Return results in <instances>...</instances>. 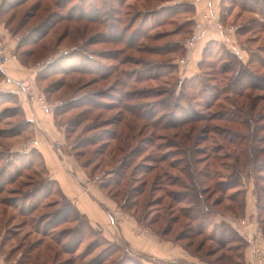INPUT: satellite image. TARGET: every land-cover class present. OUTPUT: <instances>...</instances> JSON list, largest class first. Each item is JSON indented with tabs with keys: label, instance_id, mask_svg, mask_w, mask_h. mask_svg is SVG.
Returning <instances> with one entry per match:
<instances>
[{
	"label": "rangeland",
	"instance_id": "374dc122",
	"mask_svg": "<svg viewBox=\"0 0 264 264\" xmlns=\"http://www.w3.org/2000/svg\"><path fill=\"white\" fill-rule=\"evenodd\" d=\"M59 1L63 3L62 8L57 6V2ZM181 1L0 0V6L3 5L0 10V28L4 27L8 32L7 34L11 35L8 43L11 44L12 47L14 45L13 48H15V46L17 47L19 40L22 39L28 31L33 30V28L37 29L40 26V30H43L47 28L48 25L53 24L49 33L43 37L37 45L31 44L39 36L41 31L30 35L28 41L31 42V44L28 47H22L19 51L15 48L12 50V54L17 57L20 63L28 65L26 67L30 68L32 74L35 76L45 69L47 70L46 72L50 74L54 73L53 77L46 80L38 81L36 78L35 80H29L34 85L36 93L44 97L50 107L51 113H54H52L54 115V123L59 130L64 133L65 131L67 132L70 129L68 125L72 118L83 113L85 115L88 111V114L85 115L82 120L84 122L78 132L72 134V137H69L70 139L61 147L62 149L60 151L56 149L60 155H63L65 160L66 157H71L75 154L74 146L79 142L78 135L81 130L88 128V130L86 129L85 133L81 135V139H87L93 136L99 138L104 130L112 128L107 125L119 111L103 110L104 107L108 108L107 106H103L104 104L112 106V104L115 103L116 106H118L117 103L119 102L118 104L120 107L124 105L129 106L131 109L137 106L138 113L141 114L138 117L134 118L129 112H125L123 115L128 120L131 119L135 122V127L137 128L133 134L138 136L140 130H143V133L138 136L139 141L148 140L150 145L164 144L166 140L174 137L177 132L172 129L166 130L161 127L154 129L152 127L151 123L162 116L164 119L162 120V125H164L168 120L174 121L173 118L175 121H179L181 117H184V113H188V117L195 115L194 112L206 116L215 113L220 107L224 110L236 111V109L232 107V103H237L239 106L244 107L251 105V100L240 98L236 95V91L248 90L250 84L253 83L255 79H262V77H264V67L261 66L260 63V61L264 59V0H223L221 4L222 8L219 10L220 14L223 15V17L221 16V20L223 24L227 26H235L237 28L236 32L227 37L220 35L221 38L216 39L214 34H218V32L214 33L215 31L212 30L205 35L191 51L186 49L185 51L183 46L184 42L190 37L197 20H195L193 24V22L190 21L191 15L182 12L185 8L177 9L171 15L165 13L160 16H151L148 19L145 18L143 26L140 27V21L148 11L158 10L162 4L170 5ZM182 2L186 4L187 9H191L190 5L187 4L188 0H183ZM244 6L254 8L255 13L245 11ZM110 7L115 8V12L112 14H110L111 10L109 11ZM47 8L48 10H46ZM70 15L74 18H82V20L79 22L67 21ZM62 18H66V21H61ZM92 18L97 20V22H91L90 19ZM114 21L120 23V27L118 26L120 30L124 28L129 29L124 37L120 32L112 29V26H116ZM257 22H259V24H257ZM135 30H141L140 32H142V34L139 36L137 34L135 36ZM2 34L4 33L0 32V40L5 44L6 48L10 49L11 46L6 42L5 35ZM100 34L109 36L110 40L119 41L106 45L99 41H93L95 43L92 44V38L100 40ZM143 35L147 38H143ZM203 43L205 45L200 48L199 62L197 66H195L192 75L188 76L187 72L190 54ZM80 45L85 51L83 53L79 51V58L84 60L79 61V59L73 55L78 60L77 63L62 62V64H59H64L63 68L66 69H63V71H68H65L68 75H62V73L65 72H62V69H55V63L62 55L66 56L65 54H67V56H70L75 47ZM159 48L164 49L163 53L159 55L150 53L152 49L157 50ZM29 49L34 50L33 56H27V58L26 56H20L22 52ZM103 51L108 52L111 59H101L99 56L103 55ZM91 52L95 53L91 54ZM87 56H94L98 62L103 63V66L109 67L110 69L114 68L113 71L115 75L110 79L102 80L96 77L95 74H90L89 71H91V68L94 69L97 68V66L94 61L95 59L93 60L94 62L91 61L90 64L85 63L87 61ZM115 57L116 59H114ZM181 59H187L186 64L181 65L179 62ZM140 61L165 62L167 67L160 66V63L159 65L140 67L138 66ZM79 62L83 64L82 66H84L88 73H71L76 70V67H79ZM168 63H173L172 65H174V67H171L172 65ZM101 74H103V71ZM125 74H129V76L126 77ZM117 77L120 78L119 86L117 85L118 83H115ZM150 77L153 79L150 80ZM141 78H146L144 79L146 81L144 83L140 82ZM194 78H197V80L193 81ZM57 81H61V85L58 87L60 88L59 91H55L56 88L54 87L53 90L51 88L50 93L47 94L45 91L48 90L47 87ZM14 82L18 84V80ZM6 83V79L0 74V94H2L3 91L6 92ZM209 88H216L213 92H217L219 95L217 97H221L218 103L211 109L204 106V104L207 103L206 91L211 90ZM182 93L188 97L185 96L182 98L181 101H179V107H175L174 104L178 100L177 97ZM251 93L252 92L249 94ZM103 94H108V96L104 98L103 96L106 95ZM110 94H113L115 97H111ZM252 94L257 96L263 93L254 91ZM79 96L82 97V100L74 104L75 106L78 105V107L66 112L69 107L68 102L72 98L75 99ZM114 98L115 101L113 102L112 99ZM189 100L192 101L190 106L188 105V102H190ZM60 102H62L63 105H60ZM258 105L259 109H262L264 102L259 100ZM10 108H14L13 102L10 103L0 97V132L3 133H0V177L2 176V179H0V187L5 189V193H3L0 198H9L17 204L16 209H9L13 214H18L19 209L22 210L27 208L31 203L39 204L40 209H38L34 215L36 216L40 213L52 214V225L47 227L50 231L61 232L62 230L74 229L76 235H73L74 237L69 236L63 243L69 244L68 248L73 250V244L71 242L75 239L74 245H77L76 240L79 238V230H84L85 224L82 219L72 223L60 221L69 214V208H65V210L62 209V207L66 205V199L64 200L60 196L58 187L49 180L50 178L46 174L43 166V159H41L27 143V141H30L33 137L32 132L27 129L22 135L11 136V133H16L18 131L20 133L18 124L22 121V117L13 116V112ZM5 110L8 111L5 114L2 113L5 112ZM95 123L97 124L95 127L90 126ZM218 124L219 122H215L214 120L196 123L193 126V129L196 131L194 134H196L200 128L216 126ZM262 124H264V122H262ZM90 129H93V131ZM6 131L8 132L6 133ZM208 137L209 141L201 144V148H203L202 157L209 154L204 160H207V163H211L212 172L218 175L217 181L220 182L221 180H225L226 174H228L222 165V162L225 161V157L222 156L227 155H224V153H212L214 145L216 148V144L212 141L215 139L221 142V140H219V136L214 133L208 134ZM103 139L106 140L105 138ZM104 140L94 139L93 142H96L94 145L87 146L83 151H79V154L82 156L80 158L81 163L87 168L88 175L90 173L94 176V184L103 187H105L107 183L110 184L116 180L114 173H112V169L118 166V160L122 159L124 156L120 154L118 160L108 159L111 161L108 165L105 161L102 163L100 156L97 157L95 152L102 147L101 145ZM110 144V148H113L118 145V142L115 141ZM166 152L167 150L164 148L161 151H156V154L160 155ZM143 154L144 156L148 154L155 155V153L151 152L149 147ZM214 158L221 159L215 164ZM106 159L107 158L104 160ZM213 163L216 167L213 166ZM9 178L15 180L14 184H7L10 180ZM142 178L144 180H142ZM148 178L149 177L146 178L143 175V172L139 173L136 176L135 182L132 184L135 187L139 186V188L142 187L146 189V193H148L152 186L151 181L147 183ZM252 182L251 178L246 175L244 176V194L238 197V202L244 199L245 190H247V186H251ZM238 189L241 190L242 187ZM159 190L160 188L151 189V196L147 200L148 206L146 208L151 216L148 220H143L145 224H148L151 218H158L159 224L154 225L151 229L157 234H161L167 223L163 205L160 202L164 193ZM106 192L108 193V191ZM232 192H234V190L230 191L229 194ZM67 206L69 207L68 204ZM2 208L4 207L2 206L1 209ZM61 210L64 211L60 212ZM137 210H141V206L129 210V214L124 209L118 207L115 213L108 215L110 220L109 223L112 226H116L118 218L123 216L122 212L126 213L128 216L133 215L136 218L144 219V216L141 213H137ZM59 221L62 222V224L58 225ZM13 224L14 223H11L4 227H0V260L3 261V264H16L23 251L20 245H18V241L17 243H2V238L6 231L15 230L16 227H14ZM183 224L184 220L181 219L180 224L174 227L171 235L173 238L183 230ZM39 225L40 230H43L45 225H43V223ZM218 226L219 225L213 220L204 238L195 235L192 239V253L201 256V259H204L206 263L211 261L214 262L217 256L222 253L219 252L215 257L208 258L206 256L208 254H214L219 250V246L215 241H209L210 235L213 232L212 230L216 232L215 239H218V235L220 234ZM143 227L144 226L139 225V228H137L135 232L137 236H142V234L147 232L153 233L148 230L149 228L145 229L147 227ZM158 229H162L160 230L161 232H159ZM28 231L30 230H24L21 235L28 233ZM115 234L117 235V232H115ZM100 237L101 236L98 234L90 235L77 250L75 249L76 251L74 250L75 252H72L74 255L72 253H63L60 260L78 258V256L83 254L88 245L97 241V238L101 242ZM39 238H42V236L34 235L32 237L33 240ZM47 241H49V238ZM102 243L103 242L99 243L98 249L95 250L93 254L88 255L82 260L79 258L75 264H86L92 260L99 251L108 247L106 244ZM187 243L188 241L186 240L182 241L183 245ZM201 244H204V246L196 253V250L200 248ZM119 245H121V243H119ZM109 249L112 251L113 255L103 264H114V259H118L125 254L117 251L116 247H109ZM124 252L127 251L124 250ZM137 261L141 264H145L139 257H137ZM46 264H51V261Z\"/></svg>",
	"mask_w": 264,
	"mask_h": 264
},
{
	"label": "trees",
	"instance_id": "16d2710c",
	"mask_svg": "<svg viewBox=\"0 0 264 264\" xmlns=\"http://www.w3.org/2000/svg\"><path fill=\"white\" fill-rule=\"evenodd\" d=\"M152 1L157 2L161 0ZM62 4L63 3H61L60 1L57 2V6L59 8H62ZM187 4L190 5V10L186 8V4H184V2L182 1L170 5L162 4L161 7L158 8V10L148 11L145 14L144 18H142L140 21V27L143 26L145 18L148 19L151 16H160L165 13L167 15H171L177 9L185 8L182 12H184V14L188 13L191 15L194 12V7L189 2H187ZM2 6L3 5L0 6V10ZM46 10H48V8ZM110 10V14L115 12V8L113 7H110L109 11ZM244 10L247 12L255 13L254 8H248L247 6H244ZM221 16L223 17L222 14ZM81 20L82 18H74L72 17V15H70L67 19V21L70 22H79ZM90 20L91 22H97V20H95L94 18ZM61 21H66V18H62ZM190 21L193 22V24L195 23V21H193L192 19ZM114 23L116 24V26H112V29H114V31L120 32V34H122L124 37L129 29L124 28L120 30V23L116 21H114ZM257 24H259V22H257ZM52 25L53 24L48 25V27L43 30H40V26L37 29L33 28V30L35 29L34 31H28L22 37V39L19 40L16 47L17 51H19L22 47H28L31 44V42L28 41L30 35L41 31L39 36L31 44L37 45V43H39V41L49 33V31L52 29ZM140 31L141 30H135L134 35H141L142 32ZM99 36L100 40H95V38H92V44L95 43L93 41H99L105 45L108 43H117L119 41L110 40L109 36H104L101 34ZM143 38L147 37L143 35ZM185 43L186 42H184L183 46L184 50ZM163 50L164 49L160 48L157 50L152 49L150 53L159 55L163 53ZM79 51L81 53L85 51L81 45L75 47L74 51L72 52V54H70V56H67V54H65L66 56L62 55V57L58 58L57 62L55 63V69H62V72H65L67 70L63 71V69H66L63 68L64 64L59 65L62 64V62L77 63L78 60L76 58H78L79 61L84 60L79 58ZM33 52L34 50L29 49L22 52L20 56H26L27 58V56H33ZM93 53L95 52H91V54ZM102 53L103 55L99 56L101 57V59H111L108 52L103 51ZM94 59V56H87V61L85 63L90 64L91 61H93ZM114 59H116V57ZM94 61L96 63L97 68H91V71H89L90 74H95L96 77L102 80L110 79L113 75H115V72L113 71L114 68L110 69L109 67L103 66V63L98 62L96 59ZM159 63L160 66H164L165 68L167 67L165 62L145 61H140L138 63V66L145 67L159 65ZM260 63L261 66L264 67V59L261 60ZM21 64L28 66L25 63ZM168 64L172 65L173 63ZM82 65L83 64L79 62V67H76V70L71 73H88ZM171 67H174V65H172ZM46 71V69L43 70L42 72H40V74H37L35 78L38 81H41L53 77L54 73L50 74ZM100 71H103V74H101ZM0 74L4 76L5 79L7 78L1 67ZM62 75L68 74L65 72L62 73ZM125 76H129V74H125ZM197 78H194L193 81H196ZM144 79L146 78H141L140 82L144 83L146 81ZM149 79L151 80L153 78L150 77ZM115 80V83H118L117 85L119 86L120 78L117 77ZM60 82L61 81H57L50 84L47 87L48 90H45L46 93H50V89L52 88L53 90L54 87L56 88L55 91H59L60 88L58 87L61 85ZM209 89L211 90L206 91L207 103L204 104V106L208 109H211L215 106L216 103H218L221 97H217L219 96L218 93L213 92V90H216V88ZM254 91H260L263 94L254 96V94H252L254 93ZM250 92L252 93L249 94ZM103 95H106L103 96L104 98L108 96V94ZM236 95L245 100H251V105L244 107L239 106L237 103H232L231 105L236 109V111L224 110L222 107L218 106L220 107L219 110H217L213 114H208L206 116H203L202 114L199 115V113L194 112L195 115L188 117V113H184V117H181L179 121H175V119L173 118L174 121L168 120L164 125H162V120H164L163 116L158 118L157 120H154L151 123L154 129L161 127L166 130L172 129L174 131H177L174 137L166 140L164 144L158 145H150L148 143V140H143L142 142H140L141 140L139 141L138 136L143 133V130H140L138 136L133 134V132L137 128L135 127V122H133L131 119L128 120L124 117L123 114L125 112H129L134 118L138 117L141 114L138 113L137 106H134L133 109H131L129 106L124 105L123 107L125 108L120 107L118 104L119 102L117 103L118 106H116L115 103L112 104V106L104 104L103 106H107L108 108L104 107L103 110L119 111L107 125L112 128L104 130L99 138H95V136H93L92 138L87 139H81V135H83L86 129L88 130V128L81 130L78 135L79 142L74 146L75 154H73L72 156H74L75 159L85 168V166L81 163L80 158L82 156L79 154V151H83L87 146L94 145L96 143L95 141L93 142L94 139L104 140L103 138H105L106 140H104L103 144L101 145L102 147L97 152H95L97 157L100 156L102 163L105 161V163L108 165L111 163L110 160H118L120 154H123L124 156L122 159L118 160V166L112 169V173H114L116 180L111 182L110 184L107 183L105 187L99 185L101 190L109 198L115 201V203L121 209H124L128 213L129 210L141 206V210H137V213H141L144 216V219H139L134 217L133 215L132 216L137 220L139 225L152 229L154 225L159 224V220L158 218L153 217L151 218L148 224H145L144 221H146V219L148 220V218L151 216L149 215L148 210H146L148 206L147 200L151 196L152 188H160L159 191L164 193L160 202L163 205V210L167 223L163 230L158 229L159 232H161L160 230H162L161 234H158L163 239L180 244L193 256L205 262L204 259H201V256L194 254L191 251V247L193 245V236H202L204 238L206 236L205 233L208 230V227L212 225V221L216 219L218 215H231L234 218H241L245 207V197H243L244 199H242L241 202H238V197L244 194L243 186L245 175L251 178L253 181L254 192L257 199L259 223L261 225V228H264V124H262V122H264V106L262 109H259L258 105L259 100L264 102V77H262V79H255L253 83L250 84L248 90L236 91ZM110 96L115 97L113 96V94H110ZM185 96L187 95L182 93L180 96L177 97L178 100L174 104L175 107H179V101H181V99ZM0 97L10 103L13 102L14 108H10L13 112V116L22 117V121L20 122V124H18V127H20V133L19 131L16 133H11V136L14 137L20 134L22 135L23 132H26L27 129L32 132L33 136V123L24 118L23 110L18 102L17 97L11 92H2V94H0ZM81 100V96L75 99L72 98L68 102L69 107L67 108L66 112H69L70 110H73L78 107V105L75 106L74 104L79 103V101ZM112 100L114 102L115 98ZM191 102L192 101L188 102L189 106ZM60 105H63V103L60 102ZM7 111L8 110H5V112L2 113L5 114ZM87 114L88 111L85 113V115ZM85 115L84 113L79 114L77 115V117L72 118V120L69 122L68 127H70V129L67 132L65 131L66 142L68 141V139H70L69 137H72V134H76L78 132L84 122L82 120L84 119ZM211 120H214L215 122L218 121L221 125L218 124L216 126H206L202 129L200 128L198 132L194 134L196 132L193 129L194 124L208 122ZM96 125L97 124L95 123L90 126L95 127ZM90 130L93 131V129ZM7 132L8 131H6V133ZM0 133L3 134L2 132ZM211 133H214L219 136L220 139H218L221 140V142L215 139L212 141L216 144V148L215 145L214 148H212V153H224V155H227L222 156L225 157V161L222 162V165L228 174H226L225 180H221L220 182L217 181L218 175L213 174L212 172L211 163H207V160H204V158L208 157L209 154L205 153L206 156L202 157L203 148H201V144L207 143L209 141L208 134ZM32 141L33 139L27 141V143L31 145ZM115 141L118 142V145L116 147L110 148V143ZM148 147L149 149H151V152L155 153V155L148 154L144 156L143 153H145ZM164 148L167 150L166 153L160 155L156 154V151H161ZM33 151H35L38 156L43 159L42 156L35 149ZM105 158L107 159L104 160ZM220 159L214 158V163H218ZM42 162L45 172L49 176L48 171L44 165V161L42 160ZM214 163L213 166H215ZM85 169L86 171H88L87 168ZM142 172L146 178L149 177L147 183H150V181L152 183V186L149 189L148 193H146V189L142 187L139 188V186L135 187L132 184L133 182H135L136 176ZM89 176L92 180H94L93 175L89 173ZM1 177L0 179H2ZM9 179L10 180L7 182V184H14L15 180L12 178ZM49 180L57 186V183L55 181L51 179ZM142 180L144 179L142 178ZM239 187H242V189L239 190ZM232 190H234V192L229 194V192ZM58 191L60 196L64 200L66 199V207L63 206L62 209L65 210V208H69V214H67V216L63 218L64 220L62 219L60 221L72 223L82 219L85 224L84 230L78 229L80 232L79 238H77L76 240L77 245H74L75 239L71 242L73 244V250L68 248L69 244L63 243L65 242V239H67L69 236L74 237L73 235H76L74 229L62 230L61 232L50 231L47 227L52 225V214L40 213L36 216L34 215V213H36L38 209H40L39 204L31 203L30 206H28L27 208H24L22 210L19 209L18 214H13L10 212L9 209H16L17 204L9 198H0V227H4L7 224L11 223H14L13 225L14 227H16L15 230L6 231L5 235L2 238V243H17L18 241V245H20L21 249H23L21 256L17 260L16 264H46L49 261H51V264H75L79 258L82 260L88 255L93 254V252L98 249L100 245L99 243L101 242H103L102 244H106L108 247L99 251V253L86 264H103L104 262H106L113 255L112 251L110 250L111 248L109 249V247H116L117 251L125 253L122 257L114 259V264H141L137 261V256H135L129 250L127 244L119 242L121 243V245H119L118 242L113 243L107 241L99 231L95 230L91 226L87 217L79 212L75 204H73L63 195L59 187ZM106 191H108V193ZM3 193H5V189H2V187H0V196ZM67 204L69 205V207L67 206ZM2 206L4 208L1 209ZM64 210H61L60 212ZM181 219L184 220L183 230L173 238L171 236L172 231L177 224H180ZM60 221L58 225L62 224V222ZM42 223L45 226L43 230H40L39 224ZM218 227L220 229V234L218 233V239H215L216 232L212 230L213 232L210 235L209 241H215L216 244H218L219 246V250L214 254H208L206 256L208 258L215 257L219 252H222L223 254L221 253L220 255H218L214 262H207V264H244L240 254V249L242 250L243 244L239 242L240 240H238L236 233L226 223L219 224ZM26 229H29L30 231H28V233H25L24 235H21L22 232ZM92 234L100 235L101 242L97 238V241L92 242L90 245H88L83 254L78 256V258L76 259L69 258L66 260H60V257L63 255V253H72L75 249L77 250L79 246L84 243L85 240ZM34 235H41L42 238L33 240L32 237ZM48 238L49 241H47ZM184 240L188 241L186 245L182 244V241ZM202 246H204V244L200 245V248L196 250V253L201 250ZM124 250H126L127 252H124Z\"/></svg>",
	"mask_w": 264,
	"mask_h": 264
},
{
	"label": "crops",
	"instance_id": "0c3cea01",
	"mask_svg": "<svg viewBox=\"0 0 264 264\" xmlns=\"http://www.w3.org/2000/svg\"><path fill=\"white\" fill-rule=\"evenodd\" d=\"M222 1L188 0L194 7L190 19L198 21L208 10H221ZM0 32L4 33L2 35H5L8 43L11 35L7 34L8 32L4 27L0 28ZM220 35L222 34L218 32V34H214V37L220 39ZM9 45L11 46V44ZM203 45L205 44H201L190 54L188 76L192 75L199 62V52ZM13 47H10L11 51L16 48V46ZM0 67L7 77L6 92H11L17 97L24 118L33 123L34 134L33 141L29 145L30 148L35 149L42 156L50 179L57 183L63 195L75 204L81 214L87 217L95 230L99 231L109 242L127 244L129 250L141 258L145 264H207L193 256L180 244L163 239L150 228L145 229L154 234L147 232L142 236H137L135 232L139 228V223L133 216H128L124 212H122L123 218H118L117 225L112 226L109 223L108 215L115 213L119 206L101 190L99 185L94 184L95 181L90 178L86 169L74 156L70 155L71 157L68 156L65 160L63 155L59 154L58 150L60 151L66 143V135L56 127L54 115L51 112H44L37 102L30 101L26 95L20 93L17 82L16 84L14 82L23 79L35 80V75L18 59L4 61ZM245 192L246 201L241 218H234L231 215H218L214 222L217 225L226 223L236 233L239 242L243 244L240 254L244 264H264V233L259 223L253 182L250 187L247 186ZM242 220L245 221V224H241ZM0 264H3V261L0 260Z\"/></svg>",
	"mask_w": 264,
	"mask_h": 264
},
{
	"label": "built area",
	"instance_id": "2783aa9c",
	"mask_svg": "<svg viewBox=\"0 0 264 264\" xmlns=\"http://www.w3.org/2000/svg\"><path fill=\"white\" fill-rule=\"evenodd\" d=\"M220 32L224 36L233 35L237 28L235 26H227L223 24L221 20V14L215 9L208 10L205 12L200 20H198L192 30L190 37L185 43V49L188 51L193 50L196 45L207 35L210 31ZM17 57L12 54V51L9 48H6L5 44L0 40V62L1 64L7 60H16ZM187 59H181L179 62L181 65L186 64ZM18 89L20 93L26 95L30 101L37 102L39 106L46 113H50V107L45 101L43 96H40L36 93L34 85L30 82L29 79H23L18 82ZM241 224H245V221L242 220ZM257 251V250H256Z\"/></svg>",
	"mask_w": 264,
	"mask_h": 264
}]
</instances>
